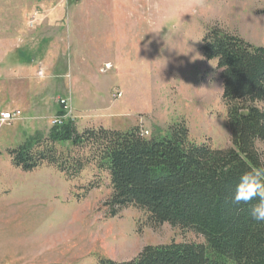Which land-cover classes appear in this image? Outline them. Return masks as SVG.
Wrapping results in <instances>:
<instances>
[{
	"label": "rangeland",
	"instance_id": "1",
	"mask_svg": "<svg viewBox=\"0 0 264 264\" xmlns=\"http://www.w3.org/2000/svg\"><path fill=\"white\" fill-rule=\"evenodd\" d=\"M214 23L264 46V0H0V109L21 112L0 121V264H99L202 240L135 207L111 216L109 176L94 165L68 179L47 163L24 171L7 150L46 135L60 110L79 131L152 137L182 120L195 143L231 146L219 70L201 51Z\"/></svg>",
	"mask_w": 264,
	"mask_h": 264
},
{
	"label": "trees",
	"instance_id": "2",
	"mask_svg": "<svg viewBox=\"0 0 264 264\" xmlns=\"http://www.w3.org/2000/svg\"><path fill=\"white\" fill-rule=\"evenodd\" d=\"M201 43L222 80L231 146L195 143L182 120L145 137L136 126L79 131L62 118L46 135L36 132L7 150L24 171L47 163L68 179L94 165L109 176L112 191L104 203L111 216L135 207L153 227L169 223L202 239L147 244L130 259L100 258L99 264H264V222L252 220L251 204L232 201L239 174L264 163L255 145L264 142V104H257L264 101V46L218 23L206 27ZM97 185L88 182L78 196Z\"/></svg>",
	"mask_w": 264,
	"mask_h": 264
},
{
	"label": "clouds",
	"instance_id": "3",
	"mask_svg": "<svg viewBox=\"0 0 264 264\" xmlns=\"http://www.w3.org/2000/svg\"><path fill=\"white\" fill-rule=\"evenodd\" d=\"M232 201L235 204H251L249 212L252 220L264 222V163L239 174Z\"/></svg>",
	"mask_w": 264,
	"mask_h": 264
},
{
	"label": "built area",
	"instance_id": "4",
	"mask_svg": "<svg viewBox=\"0 0 264 264\" xmlns=\"http://www.w3.org/2000/svg\"><path fill=\"white\" fill-rule=\"evenodd\" d=\"M116 96H119V93H117ZM61 101H62V103H65L64 99H62ZM20 114H21V112L19 111V109H14V110H10V111L0 109V121H2V122L11 121V120L19 117ZM60 121H61V116H58L56 119L53 120V124L60 122ZM141 134L146 135L147 131L141 130Z\"/></svg>",
	"mask_w": 264,
	"mask_h": 264
}]
</instances>
